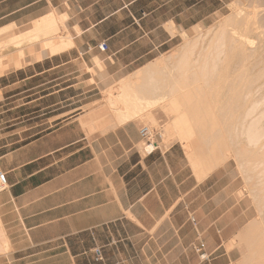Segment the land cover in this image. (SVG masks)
I'll return each mask as SVG.
<instances>
[{"label": "crops", "instance_id": "0c3cea01", "mask_svg": "<svg viewBox=\"0 0 264 264\" xmlns=\"http://www.w3.org/2000/svg\"><path fill=\"white\" fill-rule=\"evenodd\" d=\"M216 3L0 0V29H24L51 13L66 15L75 42L70 50L28 60L0 76V94L6 95L0 107L23 112L7 117L13 128L0 135V169L8 179L0 191V218L32 249L25 254L53 251L68 258L61 264H254L246 247L262 235L252 228L258 218L253 199L239 196L231 168L206 170L228 159L221 136L212 139L197 121L183 134L172 124L173 115L152 111L155 121L160 114L168 117V137L190 147L195 173L179 142L159 145L149 155L142 151L137 122L152 120H124L122 100L97 104L103 89L104 99L109 93L117 97L114 83L221 11ZM201 142L213 157L195 155ZM217 147L221 154L214 153ZM97 249L102 260H96Z\"/></svg>", "mask_w": 264, "mask_h": 264}, {"label": "rangeland", "instance_id": "374dc122", "mask_svg": "<svg viewBox=\"0 0 264 264\" xmlns=\"http://www.w3.org/2000/svg\"><path fill=\"white\" fill-rule=\"evenodd\" d=\"M216 1L218 3H216V6L222 7L221 11L217 12L213 17L209 18L204 23H200L197 26L189 29V31H186V33L183 32L185 33V35L181 33L177 41V45H175L174 49L180 47V45L184 42V36H186V34L190 37H193V35L196 34V30L199 25L202 30L206 28L210 29V27L212 28L215 23V25H218L220 23V20L222 21L223 19L224 21V19L226 20L234 17L237 12L240 13H237L236 17H252V19L257 22V25H260V30L264 32V0ZM233 19L231 18V20ZM235 20L236 21H232V24H234L233 22L236 23L241 19L237 18ZM33 24L34 23H32L30 26L25 27L24 29L16 28L14 31L3 35L2 37H0V42H9V40L13 39L17 34L22 33L23 30H25L24 32L28 30L30 31ZM58 24L62 33L58 31L59 34H56L55 37L53 36V39L59 40V36L63 33H67L69 36L73 37L67 25V16L63 21L59 20ZM77 33L79 32L77 31ZM8 42L6 47L0 48V55H4V58L5 56H7V62H9V60L12 58L17 57V55L20 54V48L24 47L23 50L25 54L23 58V64L19 67L26 65L28 63V60H30L31 62L36 60L35 53L42 50V43H30L28 39H24L23 43H21L20 45L13 42L11 43V41L10 43ZM258 42L259 39L254 38V44H257ZM39 45L41 48L39 47ZM72 47H75V45H73ZM174 49L172 48L166 53L169 54L174 51ZM166 53L161 54L155 59L165 56ZM96 62L97 61H95V63ZM96 65L98 70H102L104 68L103 63L102 65H100V63L98 64L97 62ZM8 66L9 67L2 75L7 74L13 67H16V65L11 62ZM84 70L90 71L91 73H98V71H96V68H87V66L84 67ZM135 72L136 70L130 73L132 74ZM131 74L126 75L122 79L128 78ZM241 74L242 73H226L223 69L221 72L217 73H182L181 77L176 76V81L183 83V85L180 86L181 94L190 96V98L193 99L192 104L189 106V112L194 118L191 119L189 125L196 121L200 124L204 123L205 130L208 128L209 134L212 139L219 141L221 136L220 143L222 145L224 155L226 153L228 159H226L222 164L210 165L206 168V170L208 169L207 172L209 173L221 166H227L231 168L234 180H236L239 184V196L249 195L253 199L254 205L256 207L255 209H257V211L255 210V212L258 213L257 219H259L260 221L257 229L259 231H264V130L257 138L258 140L259 137L262 136L261 140H256L253 142L249 139V130L251 127V123L255 119L256 115V112L254 111H257V109H254L252 111L251 105L253 104L255 107L258 106V109L264 108V88L260 92V96L262 93L263 100L261 104L257 102L258 99H255V96L253 98L251 97L257 90L256 84L259 85V82L264 83V80H260L258 73L253 77H246L242 76ZM122 79H119L116 83L113 84L116 89L115 92L118 96L116 95L117 97H115L112 93H109L108 95H105L106 97L104 99L105 88L102 90L101 95L96 96L101 97V100L97 102L98 106H103L105 104V101L111 104L113 99H118L125 102V98L123 97L125 89L123 91V88H121L122 92L118 93L120 89L116 88L121 85ZM150 79L153 80L152 77H150ZM2 83L4 84V81H2ZM140 85L141 79L138 80V82L136 81V83H130L127 86H135L134 90L132 89V87L127 89L126 92H129L131 94L136 93L140 97ZM148 87L145 86V89H147ZM153 88H155V85ZM174 88L176 89V87ZM168 89L172 90V87H169ZM168 89L167 87H163L161 89V92L165 90L169 91ZM154 93L155 90H153V92L151 93L152 97L156 96ZM5 96L6 95L0 94V103H2V101L4 100L3 97ZM140 99L141 98L138 99L139 102ZM252 112H254L253 115ZM13 114L15 117H17L21 116L23 112L20 108L7 111L5 107H0V135L5 134L9 129L13 128L9 127V123H6V118L9 116H13ZM106 115L107 113L102 111L101 116L105 117ZM168 121V117L160 114L158 115L157 122L140 121L137 123L139 124L140 128L143 126L150 127L152 133L158 140L159 145L163 147H169L175 142L181 143V145L185 149L187 160L196 173L197 168L191 162V157L188 153V149L190 147L187 146V143L179 139H171V137L167 136V128L169 124ZM21 126L22 125H18L14 128H20ZM103 132L104 130L102 129L101 133ZM195 140H197V138H195ZM201 144L203 145L202 149L196 150L195 155L199 156L200 153H204L213 157L212 154L208 151L207 145L202 142ZM140 147H142V145H140ZM219 149L220 148L217 147V150L214 153L221 154ZM251 162H253V166L248 165ZM0 171L2 170L0 169ZM207 172L206 174H203V176L207 175ZM16 233L17 232H14V230H12L9 225L5 224L0 218V264H61V261L68 263L69 260L66 256H61L59 254L53 253V251L28 256V254H25V252H28L32 249L24 248L25 242H21L23 241V239H21L20 237H16ZM22 248L24 249L20 250ZM84 264H88L87 261L84 262ZM127 264L137 263L131 261Z\"/></svg>", "mask_w": 264, "mask_h": 264}, {"label": "bare ground", "instance_id": "6f19581e", "mask_svg": "<svg viewBox=\"0 0 264 264\" xmlns=\"http://www.w3.org/2000/svg\"><path fill=\"white\" fill-rule=\"evenodd\" d=\"M237 13L231 18H239L241 20H238L236 23L233 22L234 24H232V21L236 20L229 18L224 19V21L223 19L222 21L220 20L218 25H215V23V27H210V29L206 28L202 30L199 25L198 28L196 27V34L193 37L187 34L184 36V42L179 48H173L174 51L155 59L145 67L137 70L131 78H128L126 81L127 85L136 83V81L138 82L141 79V95L139 97L136 93L131 94L126 92L127 89L132 87L134 90L135 86H121L123 91L125 89L123 97L127 104V110L123 117L124 120L141 117L143 120L157 122L152 116V111L156 108H161L168 115L174 116L172 124L175 125V128L179 132L190 134L191 127L189 126V122L194 117L189 112V106L192 104L193 99L190 96L181 94L180 86L183 83L176 81V76L181 77L182 73H217L223 69L226 73H242L241 75L246 77H253L258 73L260 80H264V32L260 30V25H257V22L252 17H236ZM65 18L66 16L57 17L51 13L35 21L30 31H23L24 33L17 34L9 42H0V48L6 47L7 42L10 43V41L11 43L20 45L24 39H28L30 43H42V50L40 49V52L35 53L36 60L42 59L45 54H57L68 49L70 50L75 45L72 36L63 33L59 36V40L53 39V36L55 37L56 34H59L58 31H60L59 20L63 21ZM15 29L16 27L12 25L1 28L0 37ZM254 38L259 39L257 44H254ZM23 48L21 47L20 54L10 59L11 61L9 60V62H7L8 60L6 61L7 56L4 58V55H0V76L9 67L10 62L14 63L16 67L23 64L25 54ZM94 61L102 65L98 57ZM154 85L155 88H153ZM145 86L149 87L145 89ZM163 87H167V89L172 87V90L168 89L169 91L165 90L161 92ZM256 88L257 90L251 98L255 96V99H258L257 102L261 104L263 100L262 93L260 96V92L264 88V83L259 82V85L256 84ZM153 90H155L154 94L156 95L154 97L151 96ZM139 98H141L140 102ZM131 103L134 104L133 111L129 110ZM257 107L253 104L251 105L252 111L257 109V111H254L256 112L255 119L252 121L249 130V139L253 142L257 140L258 136L261 135L260 133L264 130V108L258 109ZM254 112H252V115ZM261 139L262 136L257 141ZM248 165L253 166V162ZM256 222L252 228L259 231L257 229L260 223L259 219ZM260 235L262 236L259 238H253L248 243V247H246L248 248V250L246 249L248 254L245 256L252 262L254 260V264H262L264 262V231H261Z\"/></svg>", "mask_w": 264, "mask_h": 264}, {"label": "built area", "instance_id": "2783aa9c", "mask_svg": "<svg viewBox=\"0 0 264 264\" xmlns=\"http://www.w3.org/2000/svg\"><path fill=\"white\" fill-rule=\"evenodd\" d=\"M98 48L101 51H105L106 49V44L105 43H101ZM140 135L142 138V151L146 154H152L153 152H155L157 149H159V142L156 139V137L154 136V134L152 133L151 129L148 126H143L140 129ZM8 185V179H7V174L3 171H0V190H3L7 187ZM97 253V258L96 260H102L101 258V250L97 249L96 250ZM203 258H206V255L203 254L202 255Z\"/></svg>", "mask_w": 264, "mask_h": 264}]
</instances>
